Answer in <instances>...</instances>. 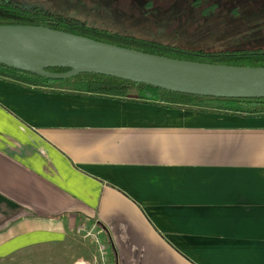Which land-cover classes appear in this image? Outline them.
<instances>
[{
	"label": "crops",
	"instance_id": "1",
	"mask_svg": "<svg viewBox=\"0 0 264 264\" xmlns=\"http://www.w3.org/2000/svg\"><path fill=\"white\" fill-rule=\"evenodd\" d=\"M85 228L108 264H264V115L0 78V264L92 263Z\"/></svg>",
	"mask_w": 264,
	"mask_h": 264
},
{
	"label": "water",
	"instance_id": "2",
	"mask_svg": "<svg viewBox=\"0 0 264 264\" xmlns=\"http://www.w3.org/2000/svg\"><path fill=\"white\" fill-rule=\"evenodd\" d=\"M0 65L55 81L96 74L184 95L264 99L262 67L151 55L43 26L0 25Z\"/></svg>",
	"mask_w": 264,
	"mask_h": 264
},
{
	"label": "rangeland",
	"instance_id": "3",
	"mask_svg": "<svg viewBox=\"0 0 264 264\" xmlns=\"http://www.w3.org/2000/svg\"><path fill=\"white\" fill-rule=\"evenodd\" d=\"M5 1L185 52H264V0ZM86 231V228L81 229L79 233L85 234L96 246L97 259L78 264H108L106 258L101 261L96 238H93L95 233L86 234Z\"/></svg>",
	"mask_w": 264,
	"mask_h": 264
},
{
	"label": "trees",
	"instance_id": "4",
	"mask_svg": "<svg viewBox=\"0 0 264 264\" xmlns=\"http://www.w3.org/2000/svg\"><path fill=\"white\" fill-rule=\"evenodd\" d=\"M0 25L43 26L151 55L218 65L264 68V52L234 51L217 54L205 51L185 52L173 46L80 25L71 19L48 14L37 8L27 10L21 5L5 0H0ZM48 71L67 72L66 69H48ZM0 78L28 88L44 89L53 93H71L119 100L130 99L146 104H161L168 108L182 107L188 110L201 109L255 116L264 115V99H217L184 95L96 74H80L68 80L55 81L0 65Z\"/></svg>",
	"mask_w": 264,
	"mask_h": 264
},
{
	"label": "built area",
	"instance_id": "5",
	"mask_svg": "<svg viewBox=\"0 0 264 264\" xmlns=\"http://www.w3.org/2000/svg\"><path fill=\"white\" fill-rule=\"evenodd\" d=\"M95 244L99 247V251L101 253V261L103 262V260L105 259V253H106V245H104L103 243H101L99 240L95 239Z\"/></svg>",
	"mask_w": 264,
	"mask_h": 264
},
{
	"label": "flooded vegetation",
	"instance_id": "6",
	"mask_svg": "<svg viewBox=\"0 0 264 264\" xmlns=\"http://www.w3.org/2000/svg\"><path fill=\"white\" fill-rule=\"evenodd\" d=\"M26 9V8H25ZM31 9H33V8H31ZM38 9V8H37ZM27 10H30V9H27ZM40 10V9H39ZM42 11V10H41ZM45 12V11H44ZM47 13V12H46ZM49 14V13H48Z\"/></svg>",
	"mask_w": 264,
	"mask_h": 264
}]
</instances>
